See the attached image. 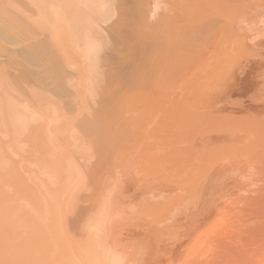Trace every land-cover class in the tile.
Returning <instances> with one entry per match:
<instances>
[{
    "label": "bare ground",
    "instance_id": "bare-ground-1",
    "mask_svg": "<svg viewBox=\"0 0 264 264\" xmlns=\"http://www.w3.org/2000/svg\"><path fill=\"white\" fill-rule=\"evenodd\" d=\"M251 57L263 60L252 61ZM263 67L264 0H0V264H120L123 258L120 260L118 251L125 245H118V233L123 235L131 222L135 224L129 223L133 216L146 217L154 226L174 225L175 230L189 220L186 226L193 228L190 224L205 217L200 208L207 209L206 202L211 208L208 203L221 194L218 187L215 198L213 188L214 195L209 187L206 190L207 181H203L211 184L208 176L214 177L213 171L205 174L208 168L204 170L206 179L196 183L198 155L208 153L209 161L218 157L210 161L218 164V159L224 158V149H220L225 143L217 146L220 153L216 149L218 153L215 150L212 157L208 148L212 151L216 144L210 145L203 138L216 132L212 127L220 132L224 125L223 130L233 128L226 132L234 133L239 126L249 130L247 123L258 126L264 122L239 117L237 107L243 108L248 101L243 106L233 100L237 96H231L233 89L235 95L253 90L258 80L249 78H260ZM260 85L258 93L264 94ZM263 97L259 96L262 102ZM230 117L238 122L237 128L232 123L229 127ZM224 119L228 125L222 123ZM198 124L200 129L202 124L201 130ZM201 133L206 136L202 138ZM239 134L242 140L236 142L240 145L233 142L236 150L247 138L241 131ZM242 134L245 138H240ZM198 136L205 144L201 148ZM253 146L250 150L255 148L256 154L250 153L255 156L259 147L257 143ZM241 149L239 153L245 149L243 155L250 151ZM235 156H225L224 165L237 160V168L241 166L244 173V165L251 159L243 161L245 158ZM235 163L224 168L231 170L233 165L236 169ZM132 170L139 175L144 172L143 186L138 185L141 191L138 183L133 184L139 179L136 173L130 175ZM226 171L223 175H235L233 170ZM257 171L260 176L264 169ZM263 176L258 181H263ZM236 178L233 180L238 183ZM245 184L241 182L243 188ZM261 188L259 191L264 190ZM257 194L248 198L253 205L247 204L248 209L242 206L247 210L242 211V218L249 217L251 206L258 204L259 210L251 215L263 222L258 224L256 219L261 234L264 207L259 200L263 194ZM239 199L240 205L247 200ZM236 200L228 202V207L232 203L234 207ZM228 207H222L227 208L224 215ZM231 212L226 215L231 217ZM227 216L218 218L226 225L231 223ZM176 218L184 219L176 225L168 222L173 219L176 223ZM131 228L128 236L134 231ZM154 231L150 237L157 244L159 239L152 236L164 232ZM204 232L197 235L202 237ZM140 234L137 236L142 237ZM172 234L166 235L168 240L175 239ZM197 235L193 238L198 240ZM190 244L192 251L188 253L187 248L184 254L193 256L196 253Z\"/></svg>",
    "mask_w": 264,
    "mask_h": 264
},
{
    "label": "rangeland",
    "instance_id": "rangeland-1",
    "mask_svg": "<svg viewBox=\"0 0 264 264\" xmlns=\"http://www.w3.org/2000/svg\"><path fill=\"white\" fill-rule=\"evenodd\" d=\"M128 1H130V0H128ZM131 23V22H130ZM129 22L127 23V24H129L130 26L132 25V23L130 24ZM127 24L125 25V27L127 26ZM130 26H127L128 27V29H131L132 28V26L130 27ZM126 27V28H127ZM253 59V60H252ZM251 60L252 61H259V60H263V58L261 59H259V57H251ZM262 71H264V67H263V70H261V71H259L260 72V74H261V77L263 78H259L258 77V75H256V76H254V75H251V78H249V80H252V81H254V82H256L255 80H258L257 82H256V85L258 84V82L260 81V82H262L263 84H264V77L262 76V73H263V75H264V72H262ZM262 72V73H261ZM252 81H249V82H252ZM259 82V83H260ZM248 85V84H247ZM246 85V86H247ZM256 85H255V87H253V90H255V88H256ZM259 85L260 84H258L257 85V89H259V90H255L254 92H255V94H256V92H257V95H259V94H262V92H259L258 93V91H261L260 89L261 88H259ZM249 86V85H248ZM260 86H263V88L262 89H264V85H260ZM247 88V87H246ZM249 88H251L250 86H249ZM232 89V88H231ZM242 89H244V87L242 88ZM234 90V89H233ZM233 90H231V96H237L238 97V99L236 98V97H234L233 98V100H235L236 102H240L241 104H243V106H244V102H246V101H248L247 103L248 104H246L243 108L242 107H237V109H238V111H239V114H237L239 117H241V115L242 116H244L245 118L246 117H251V118H255L256 119V121H257V119H258V121L260 120H263L264 121V101L262 102L260 99H259V96L262 98L263 96H264V94H262L263 96H261V95H259V96H257V95H255L254 94V92H252L253 90L252 89H246V91L245 90H242L241 92H243L244 91V94L243 93H241V94H234V92H236L235 90H234V92H232ZM263 91V90H262ZM237 92H239V91H237ZM245 92H247V95L245 94ZM250 94H252V95H250ZM252 92V93H251ZM264 92V91H263ZM255 96V97H254ZM255 99H254V98ZM250 98H252L253 100H250ZM264 98V97H263ZM255 100V101H254ZM264 100V99H263ZM241 101H243V102H241ZM252 102H255V103H253L252 104ZM250 106V107H249ZM248 107V108H247ZM251 108V109H250ZM261 108V111L259 110V109ZM255 110V111H254ZM259 110V111H258ZM254 112V113H253ZM256 112V113H255ZM259 112V113H258ZM261 113H262V115H261ZM236 116V115H235ZM234 116V117H235ZM234 117H232L233 119H234V121L232 120V118L230 117L229 118V120H230V125H229V127H231V125H232V127L235 125V127L237 128L238 127V122H237V124L235 123L236 121H235V118ZM237 117V116H236ZM243 117V118H244ZM245 118H244V120H245ZM238 118H236V120H237ZM240 119V118H239ZM238 119V120H239ZM229 120H227L228 122H229ZM241 120H242V118H241ZM240 120V121H241ZM247 120V119H246ZM250 120H252V119H250ZM222 121V123L223 122H226V120L224 119V120H221ZM253 121V120H252ZM243 122V121H242ZM247 122V121H246ZM248 122H249V120H248ZM255 122V121H254ZM203 123V122H202ZM213 124H214V122H212ZM211 123V124H212ZM232 123V124H231ZM239 123H241V122H239ZM210 124V125H211ZM215 124H217V123H215ZM220 124V123H219ZM218 124V125H219ZM225 124H227V122L225 123ZM243 124V123H242ZM241 124V125H242ZM248 124V126H249V130L247 129V125ZM245 126H246V130H244L243 128H245L244 126L242 127V126H239V128L238 129H241V130H238V129H235V127H234V129H235V132L234 133H236V136H233V134L234 133H229L230 132V130H232L231 128H227V129H230V130H228L227 132H228V134H225V133H227L226 132V130H225V128H224V130H225V133H220V132H222V131H224L223 130V127H224V125H223V127H222V130L220 131V129L218 128V131H220V132H217V128H215V127H212L213 129H215L216 130V132H215V130H213L215 133L214 134H210V136H208V134H209V132L211 133V131H209L208 132V134H207V136H208V138L206 139L204 136H206V133H204V134H202V138H203V141L204 142H207L208 144H210V145H213V143H214V145L216 146H214L215 148L213 149V147H212V151H211V149H209L208 148V152H209V154H210V152H212L211 153V155H212V157L214 156L213 154L215 153V150L217 149L218 150V152L221 150H225V148H226V151H227V149L229 150L228 151V153H230L231 152V154L233 155V157H234V155H237L238 157H239V155H240V157H241V159H244L243 161H247V160H249V159H251L250 161H251V163H250V161H248V163L251 165V167H250V165L249 164H247V163H245V165H244V162L242 163L244 166H246L247 167V169H246V167H244V173L242 172L243 171V169H242V167H241V169H240V167H239V169L237 168V166H238V164H236L235 163V161H237V160H232L230 163L231 164H233V163H235L236 164V169H235V167H230L231 168V170H228L229 168H224L225 166H226V163H227V161H226V163H225V165H224V162H223V159H225V156H229V157H231L232 155L231 154H228L226 151H224L223 150V152H221V155H222V153H223V157L224 158H219L218 159V162H219V164L218 163H215V162H210V161H215V159L216 158H218V157H214V159H210V161L207 159V155H208V153H206V154H204L203 156L205 157V155H206V158H203V159H205L206 160V164L204 163V161L205 160H203V161H201V157H203L202 156V154H201V156L200 155H198V161H199V163H198V166L199 165H204V166H207V167H202V170H200V166L198 167L197 166V175L199 176V177H197V181H196V183H201V181H202V178H205V174H208L209 172L208 171H213V172H211V173H213L214 174V177H213V179H212V177H209L208 176V178L210 179V181H211V184H213V185H211V184H209V180H207L206 178V180H204L203 182H205V181H207V186H206V190H208V187H209V190L208 191H210L211 193H210V195H212L213 193L215 194H213L214 196H213V198H215L217 195H219L218 194V190H217V187L220 189V195H222V196H217L216 198H215V201L213 200V201H211L210 203H208V205L209 204H211V208H209L208 206H207V200H205V202H206V208L208 209H204L203 207L202 208H200V212H202V213H204V214H202V215H205V217L204 216H202V217H198L199 219L197 220H195L196 222H194V224H190V226H193V228H191V227H189V230H191V232L188 230V226H186L188 223H189V220H185V225H183L181 228H176V230H175V228L174 229H172V227H174V225L173 226H171V227H169L168 228V226H167V224H165L164 226L162 225V226H158V225H151V224H149L150 223V219H147L146 217H139V216H137V218L135 219V216H133V217H130V218H128L129 219V223L131 222V221H133V223L135 222V224H132V222H131V226L129 225V227L127 228L128 230H126V229H124L127 233H128V231H129V229L131 228V227H133V228H131V229H133L134 231L131 233L130 232V234L132 235H130V236H128L129 235V233L127 234L124 230V232H125V235H124V232L122 233L123 235H121V234H119L118 233V236L120 235V237L122 238H124V239H121L122 241H123V244H122V241H119L118 240V245L120 246H122V245H125V248H124V246H123V248L121 247V249L118 251L120 254L119 255H121V256H119L120 257V260H122L121 258H123V261L120 263V264H139V263H143V264H151L152 262V264H161V263H159V262H161L162 260H163V262H162V264L164 263V264H171L173 261H174V259H175V262H173V264L175 263V264H179V263H182L183 262V264H188V261H189V264H264V233H261L260 234V228H258V226H257V217L258 216H255V215H251V214H253L254 212H256V210H259V206H257V208L258 209H256L255 207L253 208V206H251L252 207V209H249V210H252V212H251V214L250 213H248V214H250V216L249 217H247L249 220H247V218H242V214H243V212L245 211V209L242 207L243 205H244V207L247 205V204H249V205H253V203L252 204H250L249 202H248V198L249 199H251L252 197L251 196H253V195H255L256 196V194H257V190H258V192H262V196H263V198L262 199H260L259 201H262L261 203L263 204V206L262 207H264V190L262 189V188H264V186L262 187V185H264L263 183V181H264V176H263V181H258L259 179L260 180H262V178H261V175L264 173H262V171H261V173H260V171H259V173H260V176H259V174L257 173L258 171V169L259 170H262V168L264 169V154H263V152H264V122H261L260 124H258V126H256V124L255 125H253L251 122H250V125H249V123H247ZM199 125V124H198ZM205 125H207V124H205ZM209 125V126H210ZM222 125V124H221ZM220 125V126H221ZM228 125V124H227ZM251 125H252V127H251ZM208 126V127H209ZM254 126H256V127H254ZM217 127V126H216ZM228 127V126H227ZM241 127V128H240ZM194 128H197V126H194ZM211 128V129H212ZM199 129H200V125H199ZM201 129H202V124H201ZM200 129V130H201ZM204 129H205V127H204V125H203V132H205L206 131V129H207V127H206V129H205V131H204ZM210 129V128H209ZM200 130H197V132H198V134L200 133L199 131ZM240 131L242 132V133H244V134H246V141H245V145H247V144H249V145H251V146H253L254 144H258V147H259V149H257L256 148V150H257V155H253L254 153L256 154V151H255V148H254V153L252 152V150H250V148H251V146H250V148L247 146H245L244 145V143L243 142H241V145L243 146V149L244 148H246L247 150H250L249 152H248V154L247 155H243V154H246V152H245V149L243 150V152L242 151H240V153H239V150H242L241 149V147H239V149L238 150H236V147H237V145H240V143H238L237 144V140L239 141H241L242 139H238L239 138V136H240ZM232 132V131H231ZM213 133V132H212ZM217 133V134H216ZM219 133V134H218ZM201 134H200V136H201ZM220 134H221V136H220ZM244 134H242V136L240 137V138H245L244 137ZM200 136H198V143H199V147H200V145H202V143L204 144V142L201 140L202 138H200ZM214 136V137H213ZM224 137V142H223V138ZM212 138V139H211ZM226 138H229V139H226ZM233 138H234V140H233ZM235 138H237V139H235ZM209 139V140H208ZM222 139V142L220 141ZM226 139V140H225ZM232 139V140H231ZM200 140V141H199ZM209 142H208V141ZM244 140V139H243ZM250 140H251V142H250ZM211 141V142H210ZM220 141V142H219ZM228 141V142H227ZM236 142L235 144H236V147H235V144H233V142ZM239 141V142H240ZM218 142V143H217ZM254 142V143H253ZM201 143V144H200ZM219 143H221V144H219ZM226 144V145H224V148L221 146L222 144ZM229 143V144H228ZM230 143H232V144H230ZM251 143V144H250ZM228 144V145H227ZM253 144V145H252ZM220 145V146H219ZM232 145H234V146H232ZM204 146H205V144H204ZM206 146H207V144H206ZM217 146H219L221 149L219 150V148L217 147ZM257 146V145H256ZM202 147V146H201ZM200 147V148H201ZM231 147V148H230ZM254 147V146H253ZM253 147L251 148V149H253ZM210 150V151H209ZM217 150H216V152H217ZM236 150V151H235ZM259 150H260V152H259ZM238 151V152H237ZM217 152V153H218ZM227 154H226V153ZM235 152V153H234ZM253 153V154H251V153ZM259 152V153H258ZM220 153V152H219ZM243 153V154H242ZM129 156H130V154H128ZM128 155H126V156H128ZM211 155H210V157H211ZM225 155V156H224ZM252 155V156H251ZM260 155V156H259ZM209 156V155H208ZM215 156H219L218 154L216 155L215 154ZM237 156H235L236 158L235 159H237ZM131 157V156H130ZM220 157V156H219ZM226 157V158H227ZM240 157H239V159H240ZM247 157H248V159H247ZM247 159V160H246ZM210 162V164H209V162ZM229 160V159H228ZM216 161H217V159H216ZM220 161L222 162V164L223 165H221V166H223V167H221L220 166ZM225 161V160H224ZM234 161V162H233ZM201 162V163H200ZM202 162H203V164H202ZM240 162H242V160H240ZM240 162H239V165H240ZM214 165H213V164ZM229 163V162H228ZM227 163V166H230L231 164H228ZM216 164H218L219 166H217ZM247 164V165H246ZM212 165V166H211ZM249 165V166H248ZM209 166H211V167H209ZM226 166V167H227ZM141 167V166H140ZM139 167V168H140ZM215 168L214 170L212 169V168ZM219 167H221V168H219ZM249 167L250 168H252V170L251 169H249ZM260 167H261V169H260ZM134 168H136L135 169V171L137 172V167H134ZM205 168H208V169H206L205 170ZM216 168L217 169H220V171L218 172V170L216 171ZM222 168H224V169H222ZM131 169L132 168H130V169H128V170H130V171H128V172H130L131 173ZM143 169V168H142ZM253 169H255V170H253ZM134 170V169H133ZM132 170V171H133ZM204 170L207 172V173H205L204 172ZM227 170V171H226ZM233 170V174H235V175H231V174H226V173H230V171H232ZM241 171L242 172V175L243 176H241L240 174H239V171ZM245 170H247V171H245ZM135 171H133V173L134 174H130L131 176L133 175H135ZM214 171H216L215 173H214ZM222 171V172H221ZM224 171H226V175H223L224 174ZM238 171V173H236ZM253 171V172H252ZM201 172H203L202 174H201ZM140 173H142V175L140 174H137L136 173V175L135 176H137L138 178H136V177H133L134 179L132 180V181H136V179H139L138 181H141L140 183L137 181V182H134L133 184L134 185H136V183H138L137 184V186L138 185H140L141 183H142V180H143V177H141V176H143L144 174V172L143 171H141ZM205 173V174H204ZM211 173L209 174L210 176H211ZM218 173H220V174H218ZM201 174V175H200ZM204 174V176H202ZM212 174V175H213ZM217 174L218 175H220V176H218V179L216 180L215 179V177H217ZM254 174V175H253ZM256 174H258V175H256ZM139 175V176H138ZM251 175V176H250ZM253 175V176H252ZM224 176H227V177H224ZM233 176V178H234V176H237V178H236V180H239L238 181V183H236L237 181H235V179L233 180V178H231ZM244 176H246V177H244ZM249 176V177H248ZM142 179H141V178ZM251 177V178H250ZM258 177V178H257ZM136 178V179H135ZM201 178V179H200ZM225 179V180H221V179ZM230 178V180H228V179ZM200 180V181H199ZM144 181V180H143ZM214 181V182H213ZM225 181V182H224ZM231 181V182H230ZM235 181V182H234ZM244 181H245V185H246V187H245V185H244V188L241 186V182L242 183H244ZM227 182V183H226ZM252 182V183H251ZM263 182V183H262ZM248 183V184H247ZM143 184V183H142ZM141 184V185H142ZM219 184V185H218ZM226 184V186H224V185ZM236 184H238L237 185V187L235 186ZM240 184V185H239ZM261 184V185H260ZM134 185H132L131 184V186L133 187ZM200 185V184H199ZM210 185V186H209ZM214 185H216V186H214ZM218 185V186H217ZM230 185H231V188H229L230 187ZM237 188H235V190H233L232 188L234 187V186ZM143 186V185H142ZM221 186L223 187V188H221ZM233 186V187H232ZM262 188H261V187ZM201 187V186H200ZM215 187V188H214ZM227 187V188H226ZM240 187V188H239ZM263 190V191H259V189L260 188ZM138 188H139V186H138ZM142 189H143V187H141ZM215 190V192H213L214 190ZM242 188V189H241ZM257 188V189H256ZM136 189V188H135ZM199 189H201V188H199ZM211 189V190H210ZM221 189H224V190H221ZM245 189V190H244ZM139 191H141V189L139 188L138 189ZM231 190H232V192H234V194L235 195H232L233 193L231 192ZM240 191V193H238L239 191ZM244 190V191H243ZM131 192L133 193L134 192V190H133V188H132V190H131ZM137 192V191H136ZM213 192V193H212ZM217 192V193H216ZM224 192V193H223ZM255 192V193H254ZM135 193V192H134ZM209 193V192H208ZM207 193V194H208ZM237 193V194H236ZM227 194V195H226ZM241 194V195H240ZM237 195V196H236ZM239 195V196H238ZM243 195V196H242ZM257 195H260V193L259 194H257ZM260 195V196H261ZM208 196V195H207ZM230 196H232L233 198H234V201H233V198L231 199L230 198ZM255 196H253V198H255ZM261 196V197H262ZM220 197V198H219ZM241 197V198H240ZM257 197V196H256ZM208 198V197H207ZM210 198H211V196H209V200H210ZM221 198H224V199H222V201H221ZM228 198H230L231 200H229ZM238 198H240L239 200H242V199H247L246 200V202H244L243 200V202L241 203V205H240V201L238 202V199L236 200V199ZM252 198V199H253ZM257 199H259V198H256V200ZM226 200V202H224ZM235 200H236V203H235V205H238V203H239V205L237 206V208H238V210L237 209H235V205H234V207L232 206V204H230V208L228 207L229 206V204H228V202L229 203H231L232 201L233 202H235ZM217 201V202H216ZM231 201V202H230ZM257 202V203H260V202ZM209 202V201H208ZM220 202H222V203H225V204H222V203H220ZM253 202H255V201H253ZM215 203H219V204H215ZM261 204V205H262ZM203 205H205V204H203ZM261 205H260V207H261ZM217 206H220L221 207V209H222V207L223 208H225V206H227L228 208H229V211H228V213L226 212V214H228V216H229V213L231 212V211H233V210H237V211H233V212H231L232 214H230V216L231 217H228L226 214L224 215V211L223 210H226V209H222V211H223V213H221L220 211H221V209L219 210V208L220 207H217ZM232 206V207H231ZM215 207V208H214ZM241 209H240V208ZM250 207V208H251ZM261 207V208H262ZM216 208H217V210H216ZM234 208V209H233ZM245 208H247V207H245ZM261 208H260V210H261ZM230 209H232L231 211H230ZM248 209V208H247ZM212 210H213V212H212ZM248 210V211H249ZM264 210V209H263ZM210 213H209V212ZM218 211V212H217ZM243 211V212H242ZM247 211V210H246ZM245 211V212H246ZM262 211V210H261ZM219 212H220V214H219ZM237 212V213H236ZM264 212V211H263ZM257 213H258V211H257ZM217 216L218 214V216H219V218L220 219H222L223 220V216H225V218H226V216L228 217L226 220L227 221H231V223L230 222H226V225H225V220H224V222L222 221V220H220L219 218H218V216L216 217L215 215ZM240 214H241V216H240ZM255 214V213H254ZM210 216L209 217V219H208V216ZM244 215V214H243ZM245 215H247L246 213H245ZM264 215V214H263ZM221 216V217H220ZM234 216V217H233ZM253 216V217H252ZM260 217V216H259ZM263 217V216H262ZM133 218V219H132ZM140 218H142V219H139ZM203 218H205V220L203 219ZM215 218H218V219H215ZM224 218V219H225ZM232 218H234V219H232ZM264 218V217H263ZM182 219V220H181ZM181 219H179L178 220V218H176V223H173V219H172V221L170 220V221H168V222H170L171 224H179L180 223V221H183V219L184 218H181ZM211 219V220H210ZM216 221H215V220ZM257 219V220H256ZM209 221V222H208ZM255 223H254V222ZM144 222V223H143ZM146 222V223H145ZM210 222H211V224H210ZM251 222V223H250ZM258 224H260V222L261 223H263L262 221H261V219H259L258 220ZM139 223V224H138ZM193 223V222H192ZM201 223V224H200ZM218 223V224H217ZM254 223V224H253ZM141 224H143V226L141 225ZM146 225V228H145V225ZM202 224H204V225H202ZM208 225V226H206V225ZM224 224V225H223ZM227 224H229V225H227ZM136 225H138V227L136 228L135 226ZM141 225V226H140ZM149 225H151V226H149ZM195 225V226H194ZM215 225V226H214ZM170 226V225H169ZM185 226V227H184ZM152 227H153V229H152ZM164 227L166 228L167 227V229H168V231H167V229H166V231H165V229H164ZM176 227V226H175ZM139 228V229H138ZM158 228V229H157ZM185 228H187V229H185ZM191 228V229H190ZM211 228V229H210ZM143 229H145V231L143 230ZM159 230V232H164V233H156V234H154L152 237L154 238L155 236H156V238H158L159 240H158V242H157V244L156 243H154L153 242V240H155V238L154 239H152L150 236V234L153 232V233H155L156 231H154V230ZM161 229H163L162 231H161ZM193 229V230H192ZM201 229V230H200ZM202 229L203 230H205V232H207L206 234H205V236L203 235L205 232L204 231H202ZM256 229V230H255ZM263 230L261 231V232H263L264 231V227L262 228ZM171 230V231H170ZM181 230H182V232H181ZM185 230V231H184ZM212 230V231H211ZM253 231V230H255V231H253V232H250V231ZM259 230V231H258ZM120 231H122V230H120ZM149 231V232H148ZM184 231V232H183ZM189 231V232H188ZM200 231L201 232H204V233H202V237H199L197 234H200ZM158 232V231H157ZM167 232H169L168 234H166ZM177 232V233H176ZM257 232H259V235L258 234H254V233H257ZM121 233V232H120ZM143 233V235L145 236V237H147V238H145V239H142L143 238V235H141V234ZM148 233V234H147ZM152 233V234H153ZM171 233H175V235H176V237H175V239L174 238H170L169 240H168V237H170L169 236V234L171 235ZM182 233V234H181ZM127 234V235H126ZM139 234H140V236H142V237H138L139 236ZM160 234H162V235H159ZM168 236H166V235ZM172 234V235H173ZM180 234V235H179ZM138 235V236H137ZM198 236L199 238H198V240H197V238L195 239V238H193V237H195V236ZM117 236V237H118ZM124 236H126V238L124 237ZM136 236H137V238H136ZM157 236H159V237H157ZM179 236V237H178ZM203 236H204V238H203ZM132 239V241H130L131 239ZM164 237H165V239H164ZM167 237V238H166ZM179 239H178V238ZM182 237H184V238H182ZM190 237V238H189ZM129 238V239H128ZM137 239V241H136V239ZM140 238H141V240H140ZM187 238V239H186ZM118 239V238H117ZM149 239V240H148ZM161 239V240H160ZM164 239V240H163ZM171 239H173V241L171 240ZM195 239V240H197V241H193V240ZM127 240H129L131 243H133V244H130V242L128 241L127 242ZM143 240H145V241H143ZM146 240H147V242H146ZM177 240H179L178 241V243H177ZM186 240V241H185ZM191 240L193 241V243L194 242H197L196 244H198L197 246L195 245L194 246V244L191 242ZM200 240H201V244L199 243L200 242ZM136 241V242H135ZM150 241V242H149ZM156 241H157V239H156ZM165 241V242H164ZM166 241H167V243H166ZM176 241V242H175ZM188 241H189V243H188ZM127 242V243H126ZM143 242V243H142ZM148 242H149V244H148ZM185 242H186V244H185ZM134 243H137V244H134ZM150 243H152V245L150 244ZM154 243V244H153ZM161 243V244H160ZM192 244V246H194V248L192 247V249L194 250L193 252L194 253H196V254H194L193 256L192 255H185L186 253H187V251H186V249L187 248H189L190 246L188 245V244ZM126 244H127V247H126ZM131 246H130V245ZM139 244V245H138ZM190 244V245H191ZM206 244V245H205ZM132 245H133V247L136 249V251L135 250H133L134 248L132 247ZM147 247H146V246ZM157 245V246H156ZM176 245V246H175ZM186 245V246H185ZM205 245V246H204ZM138 246V247H137ZM170 246H171V249H170ZM182 246V247H181ZM144 247H146V248H144ZM169 249H167V248ZM177 247V248H176ZM196 247V248H195ZM120 248V247H119ZM137 248H138V253H137ZM140 248H141V250H140ZM149 248V249H148ZM175 250H174V249ZM123 249V251H121ZM126 249V250H125ZM130 249V250H129ZM146 249V250H145ZM159 250V252H157L158 250ZM181 249H183V251L181 250ZM201 249V250H200ZM140 250V251H139ZM143 250H145L144 252H143ZM189 250H191L190 248L188 249V253L189 252H191V251H189ZM127 251V254H129L130 256H132L133 255V257H131V258H128V257H130L129 255H128V257H126L125 256V252ZM132 251H135V252H132ZM147 251V252H146ZM165 251V252H164ZM168 252V254H167V252ZM170 251V252H169ZM174 251H176V252H174ZM179 251V252H178ZM186 251V252H185ZM122 252V253H121ZM124 252V253H123ZM177 252L179 253V254H177ZM182 252V253H181ZM239 252V253H238ZM131 253H133V254H131ZM142 253V254H141ZM143 253H146V254H144L146 257L147 256H150V258L148 257V259L145 257V256H143ZM147 253H148V255H147ZM173 255H172V254ZM185 253V254H184ZM124 254V255H123ZM126 254V255H127ZM138 254V255H137ZM165 254V255H164ZM182 254V255H181ZM184 254V255H183ZM169 255H170V259H169ZM172 255V256H171ZM196 255V256H195ZM126 258V259H124V257ZM137 256L138 258H136L135 259V257ZM142 256L143 257H145V258H143L142 259ZM168 256V257H167ZM179 256V257H178ZM184 256H187L186 258H189V260H185L186 258H184ZM189 256V257H188ZM190 256H192L191 258H190ZM158 257V258H157ZM160 257V258H159ZM175 257V258H174ZM195 257V258H194ZM241 257V258H240ZM171 258H173V261H169V260H172ZM193 258V259H192ZM127 259H129V260H127ZM133 259H135V260H137L138 259V262L136 263V261H134ZM146 259H147V261L149 260V262H151V263H146ZM160 259V260H159ZM167 260L168 262H166V261H164V260ZM169 259V260H168ZM239 259V261H237ZM125 260V261H124ZM127 260V261H126ZM131 260V261H130ZM134 262H133V261ZM152 260V261H151ZM241 260V261H240ZM243 260V261H242ZM141 261V262H140ZM179 263H178V262ZM180 261H182V262H180ZM124 262H126V263H124ZM129 262V263H128ZM156 262V263H155ZM166 262V263H165ZM238 262H240V263H238Z\"/></svg>",
    "mask_w": 264,
    "mask_h": 264
}]
</instances>
